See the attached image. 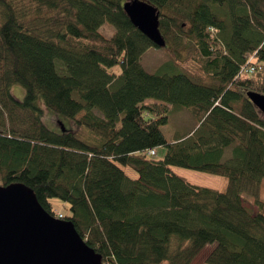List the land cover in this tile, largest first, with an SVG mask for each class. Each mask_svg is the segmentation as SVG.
<instances>
[{"label": "trees", "instance_id": "16d2710c", "mask_svg": "<svg viewBox=\"0 0 264 264\" xmlns=\"http://www.w3.org/2000/svg\"><path fill=\"white\" fill-rule=\"evenodd\" d=\"M126 1L0 0V186L33 189L103 264H193L210 243L209 264H264V113L247 95L264 94V0H146L169 55L156 72L141 63L156 45ZM40 98L72 128L51 130ZM181 111L194 124L168 141L162 127ZM174 167L227 176L229 187Z\"/></svg>", "mask_w": 264, "mask_h": 264}, {"label": "water", "instance_id": "95a60500", "mask_svg": "<svg viewBox=\"0 0 264 264\" xmlns=\"http://www.w3.org/2000/svg\"><path fill=\"white\" fill-rule=\"evenodd\" d=\"M123 7L133 25L156 46L166 45L156 6L146 0H127ZM247 95L264 113V94L250 91ZM0 264L103 262L72 221L56 218L42 206L33 189L15 183L0 186Z\"/></svg>", "mask_w": 264, "mask_h": 264}, {"label": "rangeland", "instance_id": "374dc122", "mask_svg": "<svg viewBox=\"0 0 264 264\" xmlns=\"http://www.w3.org/2000/svg\"><path fill=\"white\" fill-rule=\"evenodd\" d=\"M116 28L106 22L101 28L100 32L104 34L107 37H111ZM169 59V55L167 54V51L164 47H156L152 46L150 47L141 57V63L144 66V68L151 72H156L158 69ZM117 69H120V66L117 67ZM12 93L20 100H23L26 94V91L23 86L21 85H13L12 86ZM146 102L152 103L156 105L157 107H164L165 105H168L162 101L156 100L154 98H148L146 99ZM40 105L44 109V115L43 120L45 124L53 131L60 132L64 128L71 129L72 128V121L63 115L56 114L54 111H52L50 108H48L43 100L40 98L39 100ZM95 111L99 114L100 111L98 109H95ZM194 124L193 118L190 117V113L188 111H181L173 114L170 117V122L167 126L162 127V131L166 134L167 137H169L171 130L173 129H184L186 127L192 126ZM157 154L154 156L155 158H162L165 154V147H159L156 149ZM230 153V150H227L226 155L224 157V160L227 159L228 155ZM126 172L131 177H137V172L132 167H125ZM174 170L187 180H189L191 183L200 185V186H208L212 188L219 189L221 191H226L229 187V178L224 175L220 174H214L209 172H203L188 168H182V167H174ZM244 205L251 208L254 212H257L258 208L257 205L254 204V199L252 196H250L247 193H244ZM260 199L264 201V179L262 182V187L260 191ZM53 204L56 206L57 209H61L62 211L65 210V203L61 201L58 198H52ZM216 246V243H210L208 244L205 249L200 253V255L196 258V260L193 262V264H209L206 261L207 256L210 254V252L213 250V248Z\"/></svg>", "mask_w": 264, "mask_h": 264}, {"label": "crops", "instance_id": "0c3cea01", "mask_svg": "<svg viewBox=\"0 0 264 264\" xmlns=\"http://www.w3.org/2000/svg\"><path fill=\"white\" fill-rule=\"evenodd\" d=\"M189 127H190V126H189ZM176 130H180V128H177V129H174V130L172 129V130H171V132H170L171 136H170V138H167L168 141L172 139L173 134H174V132H175Z\"/></svg>", "mask_w": 264, "mask_h": 264}, {"label": "built area", "instance_id": "2783aa9c", "mask_svg": "<svg viewBox=\"0 0 264 264\" xmlns=\"http://www.w3.org/2000/svg\"><path fill=\"white\" fill-rule=\"evenodd\" d=\"M60 216H62V215H60Z\"/></svg>", "mask_w": 264, "mask_h": 264}]
</instances>
